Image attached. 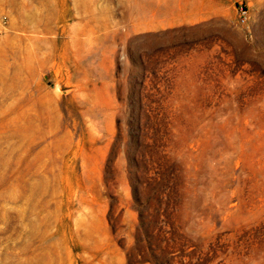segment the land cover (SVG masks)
Masks as SVG:
<instances>
[{
	"label": "rangeland",
	"instance_id": "obj_1",
	"mask_svg": "<svg viewBox=\"0 0 264 264\" xmlns=\"http://www.w3.org/2000/svg\"><path fill=\"white\" fill-rule=\"evenodd\" d=\"M119 121L179 174L173 264H264V0H0V264H129Z\"/></svg>",
	"mask_w": 264,
	"mask_h": 264
},
{
	"label": "trees",
	"instance_id": "obj_2",
	"mask_svg": "<svg viewBox=\"0 0 264 264\" xmlns=\"http://www.w3.org/2000/svg\"><path fill=\"white\" fill-rule=\"evenodd\" d=\"M141 94L138 93L139 98ZM145 131L146 126L142 123L129 122L124 125L119 121L118 134L112 147V152L120 147L126 150L134 203L139 212L136 240L128 249V262L173 264L177 244L174 237L176 197L181 191L177 183L179 174L161 170L153 151L157 146L156 140H150ZM125 132L129 134L126 141Z\"/></svg>",
	"mask_w": 264,
	"mask_h": 264
},
{
	"label": "crops",
	"instance_id": "obj_3",
	"mask_svg": "<svg viewBox=\"0 0 264 264\" xmlns=\"http://www.w3.org/2000/svg\"><path fill=\"white\" fill-rule=\"evenodd\" d=\"M62 55H65V56H67V49H64V52L62 53ZM62 62H63V60H61ZM76 63V62H75ZM64 67H69L68 65H67V62H66V60H64V62L62 63V64H60V69H62V68H64ZM71 83H73V84H77L78 82L76 81V82H74V81H72ZM96 90H98L99 88H101V89H110L111 90V86H110V83L109 82H104V83H102V85H99V84H97L96 85Z\"/></svg>",
	"mask_w": 264,
	"mask_h": 264
}]
</instances>
